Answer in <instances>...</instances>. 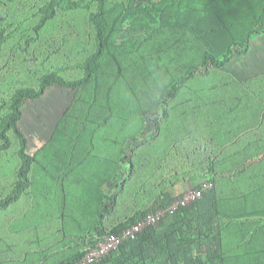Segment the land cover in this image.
<instances>
[{
    "label": "rangeland",
    "instance_id": "374dc122",
    "mask_svg": "<svg viewBox=\"0 0 264 264\" xmlns=\"http://www.w3.org/2000/svg\"><path fill=\"white\" fill-rule=\"evenodd\" d=\"M48 1L0 0V30H5L0 44V121L8 112L9 95L15 87L35 84L48 70L79 76L86 55L93 50L89 14L96 0H76L80 6L75 9L67 6L71 0H65L57 6L56 16L35 32L33 25ZM260 1L105 0L106 50L101 71L87 90L86 102L76 106L78 90L54 85L23 107L20 126L28 139V151L35 157L32 185L14 206L0 211V264L56 262L77 244L82 245L77 242L79 237L87 235L93 226L90 216L84 219L78 214L83 180L78 175L70 176L63 191L66 172L52 171L50 163L73 164L74 159L92 157L93 152L97 158L108 157L113 164L120 161L121 152L131 157L138 153L155 161H166L164 155L168 152L174 160L175 152L191 141L190 132L183 133L195 110L190 90L170 100L167 117L149 114L155 112V98L186 66L200 62L207 40L221 57L229 43L227 31L239 36L244 25L256 22L260 8H264ZM189 11L192 20L184 27V16ZM240 18L246 20L241 27ZM247 51L235 47L227 68L239 72L252 65L254 56L246 55ZM215 71L209 79L215 78ZM100 104L109 106L111 112L109 123L102 127L95 122ZM72 108L76 119L70 126L76 127L72 133L80 137L85 155L71 149L63 153L56 146L53 151L47 149L50 144L56 145L60 136L57 129L64 128L60 127L63 116ZM11 137L16 143L13 133ZM18 164L16 147L0 152V197L12 185ZM120 172L124 173L121 180L99 183L96 190L106 196L118 191L129 177V166L121 163ZM94 194L92 202L97 201L98 193L96 197ZM196 237L195 253L206 259L211 244ZM246 246L242 247L243 253ZM229 251L226 264H264V253L248 256L232 254L234 248ZM243 257L246 260H241Z\"/></svg>",
    "mask_w": 264,
    "mask_h": 264
},
{
    "label": "trees",
    "instance_id": "16d2710c",
    "mask_svg": "<svg viewBox=\"0 0 264 264\" xmlns=\"http://www.w3.org/2000/svg\"><path fill=\"white\" fill-rule=\"evenodd\" d=\"M64 1L49 0L45 4L33 25L35 32H39L56 16L57 6L62 5ZM261 5H264V0L260 1ZM67 6L75 9L80 3L71 0ZM106 13L105 0H96V6L89 14L93 29V50L86 55L79 76L68 77L59 71L48 70L40 74L35 84L17 86L10 93L8 112L0 121V152H7L16 147L19 164L12 185L0 197V211L10 209L31 190V170L35 157L28 151V139L20 126L25 103L40 98L54 85L78 90V96L74 100L76 106L81 101L86 102L87 90L101 71V60L106 50ZM190 13L191 11L184 16V27L192 20ZM258 14L256 22L243 26L241 35L232 34L230 29L227 31L229 43L221 57L214 51L211 41L207 40L200 62L186 66L175 80L159 91L154 102L155 112H150L151 115L167 117L170 100L181 96L188 89L192 106L195 108L190 126L184 127L183 131L190 132L191 141L175 152L174 160L167 151L164 155L166 161L151 160L138 153L131 157L126 152H121L120 161L114 164L108 157L97 158L96 152H93L92 157L87 156L84 154L80 137L72 133L76 127L70 126L76 119L74 108L65 113L60 126L64 128L57 129L60 136L55 141L56 145L50 144L47 149L53 151L52 148L56 146L55 149L64 151L63 153L66 149H71L72 152L75 153L76 150L85 156L74 159L73 164L69 165L50 163L49 168L56 172H60L59 169L66 172L62 174L65 192V180L70 176L78 175L83 180L84 183L79 187L83 192L78 195L81 199L78 214L84 219L90 216L93 226L87 235L79 237L77 242L82 245L76 243L78 247L69 252V255L56 262L46 261L43 264H73L83 256V249L87 244L95 243L97 238L104 234L122 231L157 207L167 206L176 197L170 193L172 186L202 175H211L210 180L214 184L211 190L191 205L182 207L163 218L157 225L145 229L135 239L123 243L109 254L108 263L96 264H226V255L231 254L229 250L233 248L232 254L235 255L247 253L248 256H260L264 253V173H251L247 177L251 166L242 173H233L239 165L229 167L226 172L228 174L221 173L219 158L216 156L221 147L233 143L238 138L240 132L236 127L244 125L246 120L254 126L258 121L257 118L244 116L247 115L246 109L253 110L256 106L260 108L259 92H253L252 82L242 81L237 73L227 68L234 56L235 47L242 46L247 51L252 37L264 33V8L261 7ZM245 21L240 18L239 27L242 26L241 22ZM4 39L5 30L1 29L0 44ZM214 71L217 75L209 79ZM201 78H207V81H201ZM261 79H264V75L256 78ZM98 108L95 114L98 120L94 121L102 127L109 123L110 107L100 104ZM156 126L159 128V124ZM11 133L15 136L16 143H13ZM51 156L53 153L49 159ZM121 163L127 164L130 172L123 186L118 185L117 188L120 189L110 196L96 190L99 183L121 180L124 175L120 172ZM256 167L257 165H254L253 168ZM225 181L233 187H223ZM240 187L243 190L242 196H223V189L237 193ZM246 191L252 193L253 197H246ZM65 192H62L63 197ZM96 192L97 201L92 202L90 197L94 193L96 197ZM245 203H251V208H240V205H246ZM254 204L256 205L253 206ZM43 207L44 205L41 208ZM196 235L202 238V242L211 244L206 250V259L195 253L194 244L198 240ZM245 245L248 246L243 253L242 247ZM81 246L82 249H79ZM241 260H246V257Z\"/></svg>",
    "mask_w": 264,
    "mask_h": 264
},
{
    "label": "crops",
    "instance_id": "0c3cea01",
    "mask_svg": "<svg viewBox=\"0 0 264 264\" xmlns=\"http://www.w3.org/2000/svg\"><path fill=\"white\" fill-rule=\"evenodd\" d=\"M245 53L249 56V53H252L254 56L253 64L244 66V71L238 72L235 70V72L238 73L242 81L252 82L254 85L253 92H259L260 96H258V103L261 104L260 108L256 106V109L253 110L246 109L247 115L244 116L257 118L258 121L254 126L249 124V120H246L244 125L240 124L236 127L240 132L238 138H236L233 143L221 147V149L216 152V156L219 158L218 165L221 173H226L227 169L232 167V165H239L232 171L233 173H242L246 171L245 169L248 166H251L249 168V173H247L248 177L251 173L254 175L264 173V79L256 80L258 76L264 75V33L252 37L249 49ZM216 156H214V159ZM254 165H257L255 169L253 168ZM210 177L211 175L194 176L172 186L170 188V193L172 196L180 195L197 187L200 182L207 179L210 180ZM223 187L231 189L233 185L225 181ZM227 189L222 190L224 197L242 196L243 190L241 187L237 193L228 191ZM246 193V197H253L252 193H248V191H246ZM254 196L262 197V195L257 194H254ZM255 205L256 204L253 206ZM249 206H252V204L240 205V208H251Z\"/></svg>",
    "mask_w": 264,
    "mask_h": 264
},
{
    "label": "built area",
    "instance_id": "2783aa9c",
    "mask_svg": "<svg viewBox=\"0 0 264 264\" xmlns=\"http://www.w3.org/2000/svg\"><path fill=\"white\" fill-rule=\"evenodd\" d=\"M214 184L211 180H204L193 189L176 197L167 205L157 207L148 212L144 217L128 225L118 233H107L97 238L95 243L87 244L83 256L73 264L108 263V256L116 251L123 243L135 239L145 229L157 225L163 218L174 214L182 207H186L200 199L204 193L211 190Z\"/></svg>",
    "mask_w": 264,
    "mask_h": 264
}]
</instances>
